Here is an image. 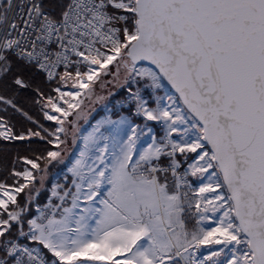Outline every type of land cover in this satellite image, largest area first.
Returning a JSON list of instances; mask_svg holds the SVG:
<instances>
[{"label":"snow or ice","instance_id":"6c2138e0","mask_svg":"<svg viewBox=\"0 0 264 264\" xmlns=\"http://www.w3.org/2000/svg\"><path fill=\"white\" fill-rule=\"evenodd\" d=\"M36 76L51 128L0 94L32 125L0 141L42 145L0 178V264H264V0H0V84ZM110 85L145 123L85 131Z\"/></svg>","mask_w":264,"mask_h":264},{"label":"trees","instance_id":"16d2710c","mask_svg":"<svg viewBox=\"0 0 264 264\" xmlns=\"http://www.w3.org/2000/svg\"><path fill=\"white\" fill-rule=\"evenodd\" d=\"M55 3V0H52ZM33 87L27 90H21L19 93H13L11 89H6L0 84V94L6 95L9 98H14V101L18 106L24 108V110L28 111L30 115L34 117V119L38 120L40 123L44 124L45 127H52L54 125L53 121H47L43 118L42 112L40 111V104L35 103V95L34 89L37 85L47 88L43 83V78L36 76L32 81ZM126 90H121L118 94L123 99ZM0 107H3L0 105ZM0 115H7L11 119V123L16 125V129L20 130L22 127H32L30 123L25 121L23 117L20 116L19 113L14 112L11 108H9L7 113H0ZM41 143L37 140V138H33V142L29 144L28 142H7L0 141V178H2V174L11 167L12 161L15 159L17 154H28L29 148H39L41 147ZM48 186L50 187V177L48 180ZM49 193L42 192V194L37 198L41 206L47 203ZM33 211H35V206L33 207Z\"/></svg>","mask_w":264,"mask_h":264},{"label":"rangeland","instance_id":"374dc122","mask_svg":"<svg viewBox=\"0 0 264 264\" xmlns=\"http://www.w3.org/2000/svg\"><path fill=\"white\" fill-rule=\"evenodd\" d=\"M109 90L113 93L112 95H108ZM121 90H126V89L112 87L110 85L108 89H105L104 91L99 93L100 95L106 97L105 100L88 104V111L90 112V114L88 116L87 122L81 121L83 129L89 128V125L96 118L105 119V118H109L110 117V114H112V112L114 111L113 110V106L115 108V107H117L120 104V103H118V101L122 102V100H121V98H120V96L118 94ZM149 91L151 92V90H146L145 92H149ZM170 91H172V90L170 89ZM150 92H149V95H150ZM148 98L149 97H147L146 99H148ZM61 169L63 170V166L62 165L58 166L57 169H54L53 175L50 176V183L57 182V180L59 182H61V183L64 182L63 181V175H64L65 172L64 171H60ZM58 172H59V175L57 176L56 174Z\"/></svg>","mask_w":264,"mask_h":264},{"label":"crops","instance_id":"0c3cea01","mask_svg":"<svg viewBox=\"0 0 264 264\" xmlns=\"http://www.w3.org/2000/svg\"><path fill=\"white\" fill-rule=\"evenodd\" d=\"M168 91H169V93H171L170 89H168ZM158 95H164V90H161L158 93ZM123 99H122V102L117 107L114 108V106H113V110L114 111L112 112V114H110V117L109 118H111L112 120H119L122 116H124V117H128L129 119L133 120L135 123H139V124L145 123L142 118L136 117V116L132 115L128 109H126V108L123 107ZM148 100H149V104L154 107L155 104H154V101H153V98H152L151 95H149ZM100 120H104V119H98V118H96L89 125V128H86L84 130L85 131H91V127L93 125H95L97 121H100ZM147 123L149 124V127L152 128V134H154V135H156L158 137L163 134L162 128H161V126L158 123H156V122H147ZM142 142H150L149 141V137H147V136L144 137L143 140H142ZM52 171H54V169ZM63 171L65 172V173L64 172L63 173L66 174V169H63ZM50 176H52V175H50ZM50 185H51V183H50Z\"/></svg>","mask_w":264,"mask_h":264},{"label":"built area","instance_id":"2783aa9c","mask_svg":"<svg viewBox=\"0 0 264 264\" xmlns=\"http://www.w3.org/2000/svg\"><path fill=\"white\" fill-rule=\"evenodd\" d=\"M150 90V89H149ZM150 92V91H149ZM149 92H144L145 98L149 97ZM127 100V93L125 94V97L123 99V107L128 109L132 115H134L135 106L134 104L125 103L124 101ZM135 116V115H134Z\"/></svg>","mask_w":264,"mask_h":264}]
</instances>
